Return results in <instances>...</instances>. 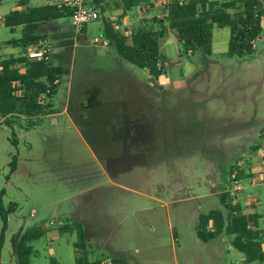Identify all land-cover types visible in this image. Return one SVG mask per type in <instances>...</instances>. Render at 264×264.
Instances as JSON below:
<instances>
[{
	"label": "rangeland",
	"instance_id": "rangeland-1",
	"mask_svg": "<svg viewBox=\"0 0 264 264\" xmlns=\"http://www.w3.org/2000/svg\"><path fill=\"white\" fill-rule=\"evenodd\" d=\"M120 1L107 0L108 11L78 36L70 18L60 20V31L50 23L42 27L54 61L65 69L63 88L52 100L58 125L46 116L0 115V194L5 190L6 209L16 204L0 264H17L13 237L36 226L46 233L32 243L31 264H74L77 234L59 233L73 222L83 226L94 259L113 246L127 264H246L236 256L232 236L220 245L232 253H214L198 238L197 226L201 214L227 212L220 195L237 163L247 179L240 201L253 194L264 213V187L252 185L264 184V147L255 149L264 133V0L263 31L250 56H227L229 27L213 28L210 56L187 54L177 33L167 30L161 41L164 75L156 86L112 46L96 44V38L105 41V21L119 24ZM163 2L148 0L132 9L120 30L132 29L142 15L164 19ZM7 4L0 16L17 5ZM21 36V27L11 30L0 19L1 58L23 52L7 43ZM96 92L99 99L111 95L112 104L93 102ZM131 132L134 149L126 150L119 138ZM2 229L0 216V237Z\"/></svg>",
	"mask_w": 264,
	"mask_h": 264
},
{
	"label": "trees",
	"instance_id": "trees-1",
	"mask_svg": "<svg viewBox=\"0 0 264 264\" xmlns=\"http://www.w3.org/2000/svg\"><path fill=\"white\" fill-rule=\"evenodd\" d=\"M147 2L148 0H121L117 4L123 11L119 24H114L109 19L105 21L103 36L107 44L120 56L146 70L154 80L164 75L161 41L169 29L177 33L187 54L200 53L210 56L213 53V28L229 27L231 37L227 56L231 58L252 55L255 51V42L263 31V13L259 0H171L170 4L165 6L164 19L143 20L129 30V35L126 33L127 30L121 31L124 15ZM94 3L102 12H99V15L107 10L106 0H94ZM17 4L21 9L12 10L4 15L3 25L11 30L21 27V38L7 43L13 47L20 46L23 52L3 57L0 61V115L5 119L40 118L51 112L52 100L61 87L65 69L53 59L46 61L42 58H31L29 48L37 46L40 41H47L46 35L41 33V26L53 20L72 18L73 10L56 3L32 6L30 0H19ZM154 23L159 25L158 28L154 27ZM40 99H45L46 104L41 105ZM262 139L263 143L255 149L264 147V133ZM13 144H18L16 138H13ZM237 167L230 171V176L237 171V180L241 181L246 178L245 172L238 163ZM16 168L17 158L14 157L11 162V173L15 172ZM229 183L230 181L227 184ZM4 194L5 190H2L0 216L3 220V229L0 237V260L8 228V215L16 208L14 203L7 209L3 206ZM235 198L236 195L222 193L220 200L227 212L211 210L201 214L197 236L202 242H209L218 236H232L231 244L245 256L246 264H264V229L259 225L261 217L257 213L245 214L242 206L234 202ZM66 232L77 234V239L73 243L74 264H102L100 258L91 257L93 250L89 248L86 232L80 223H67L59 228V233ZM45 233L42 226H36L13 237L12 246L17 264H31V256L34 253L32 243ZM109 258L108 264H127L121 258ZM51 264L58 263L53 259Z\"/></svg>",
	"mask_w": 264,
	"mask_h": 264
},
{
	"label": "crops",
	"instance_id": "crops-1",
	"mask_svg": "<svg viewBox=\"0 0 264 264\" xmlns=\"http://www.w3.org/2000/svg\"><path fill=\"white\" fill-rule=\"evenodd\" d=\"M11 1H15L16 3L19 1V0H2L1 2H0V6H4V5H8L7 3H9V2H11ZM107 1V0H106ZM181 1H187V0H181ZM37 3V4H33V3ZM53 3H56L57 4V2H56V0H49L48 2L46 1V2H44V0H30V5H32V6H41V5H48V4H53ZM106 6H107V4H105ZM137 8H140L139 6L138 7H136L135 9H137ZM21 9V7H19L18 6V4L17 5H15V7L14 8H12V9H10V11H12V10H20ZM9 11V12H10ZM106 11H108V10H106ZM121 11V15H122V13H123V11L122 10H120ZM135 11V10H134ZM133 10L132 11H129V12H127L126 13V15H124V17H123V24L124 25H128L129 24V22H130V17H131V13L132 12H134ZM8 13V11L7 12H5V13H2L1 14V16H0V19L2 20V22H3V17H4V15H6ZM142 17H147V16H144V15H142ZM142 17H140L139 18V21L141 22V21H143V20H147V18H142ZM60 20H62V19H59V20H53V21H51V22H49L50 24H52V25H55V28L53 29L55 32L56 31H60V30H62L63 28H64V25L60 22ZM70 20H71V18H70ZM48 23V24H49ZM136 22H134L133 24H135ZM48 24H46V25H48ZM43 26H45V25H43ZM43 26H41V33L43 34V35H46V40L48 41V42H50V39H49V36L44 32V31H42V27ZM71 27H72V20H71ZM117 28H119V26H116ZM73 29V28H72ZM131 28H129V30H130ZM130 31H126V33L128 34ZM51 33V32H50ZM50 33H48V34H50ZM59 37V36H58ZM96 41H97V45H99V46H102V45H106L107 44V42L106 41H101V39L99 40V42H98V39L96 38ZM51 43V42H50ZM62 44H63V42H61ZM65 44V43H64ZM63 44V45H64ZM68 45H65V47H67ZM52 47V46H51ZM66 49V48H65ZM66 52H68V51H64L63 52V54H62V52H60L61 53V55H59V59L62 61V59H64V58H66ZM54 54H53V56H52V59L54 60ZM1 57H0V61H1ZM65 60V59H64ZM56 63V62H55ZM147 72V71H146ZM62 80L63 79H61V87H60V89H62L63 88V85H62ZM109 97V96H108ZM104 101V102H103ZM93 102H95V103H101V104H103V103H106V105L107 104H112V102H113V98H112V96L110 95V97L109 98H107V94H106V96L104 97H102L101 99H99V92H96L95 93V95H94V99H93ZM107 107V106H106ZM52 112V111H51ZM48 113L47 115H46V117H49L50 119H52V121H53V124L54 125H58L59 123H60V121H59V119L58 118H55V116H56V114H53V113ZM62 113H67V111H65V109L63 110V112ZM135 135L131 132V133H129V134H126V136H123V138H119V140L123 143V147H124V149H134V144H133V142L135 141ZM114 138H118L117 136H115ZM244 180V179H243ZM243 180H241L240 182H241V184H242V181ZM245 180H247V179H245ZM229 185L230 184H226V192H229V190H228V188H229ZM254 187H256V186H261V185H263V187H264V184H252ZM242 188H243V186H242ZM242 190V189H241ZM238 192H240V191H238ZM237 192V193H238ZM236 193V194H237ZM235 196V195H234ZM234 202H236V203H239L241 206H242V208H243V211H244V213L245 214H253V213H257V214H259L260 215V220H259V225H260V228L261 229H264V225H263V220H264V213H261V212H259L258 211V205H260L261 204V201H259V199H258V197H256L255 195H253V194H250L249 196H247V197H245L242 201H240V195H239V193L237 194V196H236V198L234 199ZM36 214V212L35 211H33L32 212V215L34 216ZM99 231H102L100 228H96V232H99ZM221 239V240H220ZM232 239V238H231ZM224 242V236H218V237H216L215 239H213V240H211V241H209V242H204V243H206V244H210L211 246H210V249L214 252V253H217L218 251H219V249L220 248H223V251H225L226 250V248L224 249V247L223 246H220V245H222V243ZM233 247V246H232ZM234 248V247H233ZM233 248H229V250H226V251H228V252H231L232 253V249ZM235 249V248H234ZM263 249H264V243H263ZM238 253L236 254V256H240V258H241V260L243 261V262H245V256L242 254V253H240L238 250H236ZM121 256H123L122 255V252L121 251H119V250H117V249H115V247H113V246H110V248H109V250H108V253H106L105 255H103V257H101L100 259L102 260V263L103 262H105V261H107V260H110V258L109 257H120L121 258ZM234 264H237V263H234Z\"/></svg>",
	"mask_w": 264,
	"mask_h": 264
},
{
	"label": "built area",
	"instance_id": "built-area-1",
	"mask_svg": "<svg viewBox=\"0 0 264 264\" xmlns=\"http://www.w3.org/2000/svg\"><path fill=\"white\" fill-rule=\"evenodd\" d=\"M56 2L62 7L73 10V16L71 20L72 28L76 36L82 33L85 25L99 19L100 17L94 0H56ZM170 2L171 0H164L163 5L167 6L170 4ZM53 54L54 52L48 41H40L37 46H32L29 48V55L31 58H42L46 61H50ZM56 82L58 83L59 80H56ZM39 103L41 105H45L46 100L40 99ZM241 189L242 184L237 180V172L233 173L229 185L230 195L234 196ZM109 262L110 260H107L102 264H108Z\"/></svg>",
	"mask_w": 264,
	"mask_h": 264
},
{
	"label": "water",
	"instance_id": "water-1",
	"mask_svg": "<svg viewBox=\"0 0 264 264\" xmlns=\"http://www.w3.org/2000/svg\"><path fill=\"white\" fill-rule=\"evenodd\" d=\"M150 82H151V84H152L153 86H156V83H155V81H154L153 78H150Z\"/></svg>",
	"mask_w": 264,
	"mask_h": 264
}]
</instances>
